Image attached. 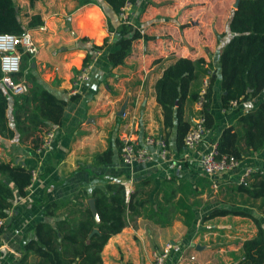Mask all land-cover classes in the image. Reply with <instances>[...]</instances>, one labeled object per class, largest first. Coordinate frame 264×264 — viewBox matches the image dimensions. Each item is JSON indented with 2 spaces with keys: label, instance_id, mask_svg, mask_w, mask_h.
Listing matches in <instances>:
<instances>
[{
  "label": "crops",
  "instance_id": "0c3cea01",
  "mask_svg": "<svg viewBox=\"0 0 264 264\" xmlns=\"http://www.w3.org/2000/svg\"><path fill=\"white\" fill-rule=\"evenodd\" d=\"M14 1L24 22L33 13L42 19L40 25L29 29L37 50L32 54L31 68L25 71H31L57 98L64 100V108L61 122L52 127L54 137L44 148L39 149L40 144H36L45 132L23 139L16 129L11 137L0 134V160L36 169L25 195H19L15 183L4 176L14 198L0 229V264L18 263L24 242L34 236V222L54 223L66 214L67 207L58 208L54 215L46 214L51 201L80 191L91 193L94 187L104 188L107 181H120L133 191L136 181L144 177L151 178L145 185L147 194H143L148 203L138 208V214L128 217L121 231L108 238L101 250L103 264H149L152 251L168 241L173 246L164 264H222L237 260L243 239L256 231L253 220L240 214L204 216L217 206L243 208L264 225L262 213L252 202L238 201L233 205L208 200L202 176L211 180L216 175L236 183L246 167L264 169V150L240 160L237 168L213 176L204 174L200 163L223 126L234 123L247 104L243 101L224 108L220 100L219 54L231 35L228 22L236 0H132L125 20L97 1ZM121 20L132 24L140 34L132 40L124 60L113 65L107 53L118 47L114 43L118 34L110 29V24L115 27ZM97 47L101 52L88 79L76 93H71L86 54L89 52L91 57ZM198 57L216 75L210 102L214 124L203 131L197 146L189 148L179 139L176 114L180 112L181 119L195 123L201 106L196 100H188L187 91L181 103L175 101L172 123H167L157 99L156 81L178 59ZM211 73L204 72L191 87H200L201 94ZM262 97L264 94L252 98V107ZM121 108L123 112L119 113ZM12 109L9 102L6 114L13 127ZM150 134L166 139L167 158L161 159L156 148L149 145L153 159L124 162L120 156L124 137L142 143ZM107 148L111 149L110 159L95 162L96 154ZM190 185L197 189L192 190ZM193 195L200 202L194 207L191 224L186 225L185 209L178 202L180 198L190 202ZM158 204L163 211L168 210L163 219L153 212L152 207L156 210ZM28 264H35L34 255H29Z\"/></svg>",
  "mask_w": 264,
  "mask_h": 264
},
{
  "label": "trees",
  "instance_id": "16d2710c",
  "mask_svg": "<svg viewBox=\"0 0 264 264\" xmlns=\"http://www.w3.org/2000/svg\"><path fill=\"white\" fill-rule=\"evenodd\" d=\"M97 1L104 8H111L119 12L125 0H81ZM33 0H30L32 3ZM14 0H0V32L20 34L26 29L40 25L42 19L39 14L33 13L24 22L20 15V8ZM17 7V8H16ZM231 32L230 38L222 47L219 54L220 68V100L224 108L231 107V100L239 104L256 97L264 89V0H239L228 22ZM118 36L114 43L117 48L107 53L109 61L115 65L121 63L130 52L132 40L140 33L130 23L123 20L114 27ZM105 44V41H104ZM95 47L92 45L91 48ZM21 54V65L17 72L12 74L14 81L23 79L27 89L21 93H13L1 80L0 70V134L11 137L15 129L19 138L23 139L37 132H45L61 122L64 100L57 98L49 89L39 82L29 68L32 54L24 51ZM90 58L89 52L85 61ZM31 68V67H30ZM204 72L211 73L212 67L204 64L203 58L195 60L180 58L170 65L156 81L157 99L164 109L165 121L172 123L174 116L172 106L175 101L181 103L188 91V100H202L199 116L203 117V130L214 124V116L210 110L213 94L215 74H210L208 83L200 94V87L192 88V82L200 78ZM190 83V88L188 86ZM9 102L13 107V124L10 125L6 110ZM178 136L183 142V136L189 127L194 124L190 119L180 118L177 112ZM43 138L36 144H41ZM184 143V142H183ZM218 154H228L242 160L254 152L264 150V97L260 98L254 107L243 110L234 123L223 126L216 140ZM111 149L96 154L95 162L109 160ZM4 176L9 177L16 185L17 193L25 195V187L31 181V170L22 164H11L10 161L0 160V217H5L12 205L14 192ZM247 177H251L231 184L237 192L246 193L251 198H261L264 203V169H254ZM207 183V176H202ZM151 182L150 177L136 181V188L128 191L120 181H107L104 188L94 187L91 193L80 191L64 198L53 200L45 210L46 214L54 215L60 207L65 208L66 214L55 220L54 223L46 220L34 222V236L23 244V251L17 264H28L29 255L35 256V264H103L101 250L108 238L126 225L128 217L139 213V207L148 203L145 185ZM192 190L197 189L193 188ZM94 199L97 217L93 214L89 198ZM199 200L186 202L180 198L178 204L184 207L183 219L190 225L194 217V207ZM238 201H233L236 205ZM239 203L245 204V201ZM152 207V205H151ZM154 213L161 218L168 210L157 205ZM264 215V207H262ZM240 214L249 216L256 225L255 233L243 239L241 256L231 262L222 264H264V225L260 219L243 208L217 206L211 209L204 217L217 215ZM97 227L98 231L89 237L91 230ZM1 229V227H0Z\"/></svg>",
  "mask_w": 264,
  "mask_h": 264
},
{
  "label": "built area",
  "instance_id": "2783aa9c",
  "mask_svg": "<svg viewBox=\"0 0 264 264\" xmlns=\"http://www.w3.org/2000/svg\"><path fill=\"white\" fill-rule=\"evenodd\" d=\"M132 0H125L123 5L120 7L118 14L126 19V9L130 6ZM22 48L24 51L33 54L37 50L36 43L33 39L32 33L29 29L24 32L17 34L12 32H0V70L2 72L1 80L11 89L13 93H21L27 89V85L24 81H14L12 74L20 69L21 65V54ZM101 50L97 47L94 49L93 54L90 59L82 64L79 71L75 74L73 84L74 87L71 88V93H76L80 84L88 79L89 70L100 54ZM204 90L201 91L203 94ZM197 104L202 105V100L197 99ZM236 100H231V107L236 106ZM203 117L199 116L195 123L189 127L183 136V142L185 146L189 148H194L199 144L203 137V127H202ZM54 137V130L50 129L45 131L43 140L39 146V149L44 148L50 144ZM153 145L156 148V153L161 159H166L168 155V145L166 139L161 135H146L142 143L135 139H130L124 137L123 142L120 146V156L124 162L131 163L133 161H144L153 159V152L149 150L148 146ZM201 168L204 174L208 176H213L219 173H226L237 168L240 164V160L236 159L232 155L228 154H218L216 148V141L212 142L209 149L202 155L200 159ZM31 181L25 187L29 189L31 187V182L36 176V169L31 168ZM253 169L251 167H246L242 173L239 181L244 180ZM216 182H213V186H216ZM4 224V218L0 217V227ZM172 242L168 241L160 247H156L152 251V260L149 264H164L167 257L172 249ZM192 258L194 256H191Z\"/></svg>",
  "mask_w": 264,
  "mask_h": 264
},
{
  "label": "rangeland",
  "instance_id": "374dc122",
  "mask_svg": "<svg viewBox=\"0 0 264 264\" xmlns=\"http://www.w3.org/2000/svg\"><path fill=\"white\" fill-rule=\"evenodd\" d=\"M264 94V89L257 95L258 97H261ZM247 104L242 107V109L250 108L253 106V100H247L245 101ZM244 179H246L248 182L251 180V177L245 176ZM239 180V179H238ZM213 182H216V186H213ZM231 186V183L226 181L225 179H221L220 177H217L216 175L212 177L209 183L205 182V187H207V196L208 200H211L212 202L218 203V204H229L233 201H245V203H251V205L254 206V208L258 211V213H262V207H264V203L261 198H251L246 193L237 192L235 189H233ZM204 187V188H205ZM193 198L196 200H199V198L195 195H193ZM216 204V205H218ZM260 217L262 218L264 222V215L260 214Z\"/></svg>",
  "mask_w": 264,
  "mask_h": 264
},
{
  "label": "water",
  "instance_id": "95a60500",
  "mask_svg": "<svg viewBox=\"0 0 264 264\" xmlns=\"http://www.w3.org/2000/svg\"><path fill=\"white\" fill-rule=\"evenodd\" d=\"M238 1H239V0H236L235 5H234L235 7L238 5ZM16 8H17V7H16ZM122 112H123V108H121V110H120L119 113H122ZM88 203L90 204V208H91L93 214L95 215V217H97V212H96V208H95V205H94V199H93L92 197L89 198V199H88ZM96 231H98V228H97V227H94V228L91 230V232L88 234L87 242H89V237H90L94 232H96Z\"/></svg>",
  "mask_w": 264,
  "mask_h": 264
}]
</instances>
